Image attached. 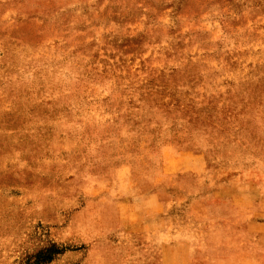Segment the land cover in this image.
Wrapping results in <instances>:
<instances>
[{
  "label": "rangeland",
  "instance_id": "obj_1",
  "mask_svg": "<svg viewBox=\"0 0 264 264\" xmlns=\"http://www.w3.org/2000/svg\"><path fill=\"white\" fill-rule=\"evenodd\" d=\"M155 214L264 264V0H0V264H158Z\"/></svg>",
  "mask_w": 264,
  "mask_h": 264
},
{
  "label": "crops",
  "instance_id": "obj_2",
  "mask_svg": "<svg viewBox=\"0 0 264 264\" xmlns=\"http://www.w3.org/2000/svg\"><path fill=\"white\" fill-rule=\"evenodd\" d=\"M199 171H203V168L201 165H199ZM155 216H152L151 218L148 219H144V222L140 223L138 221V227L136 228H125L126 225H122L123 227V233H128V235L130 236H141V237H145V236H156L159 237L160 242L159 245L156 244H151V245H144L141 244L140 246L138 245V247H136L137 249V253L136 256H142L145 257L146 259H149L151 256H153L152 258L155 259L154 263H158V264H185L184 259L182 258V253L184 254V250L182 252V244L179 245H172V241H170L167 235V227L166 224L163 225V227H161V220L159 218H155ZM164 220V219H163ZM165 221V220H164ZM136 223V221H135ZM159 241V240H158ZM177 247L179 249L180 252H178L179 256L176 255L174 256V258H178V260L175 262H173L172 258H173V254H177L174 252H172L171 247ZM132 247H128V250H125V253H133ZM123 252V251H122ZM130 254V255H131ZM135 256V257H136Z\"/></svg>",
  "mask_w": 264,
  "mask_h": 264
}]
</instances>
